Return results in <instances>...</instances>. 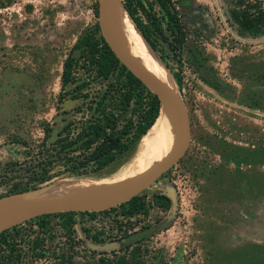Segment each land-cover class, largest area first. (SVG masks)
Here are the masks:
<instances>
[{
	"label": "rangeland",
	"instance_id": "374dc122",
	"mask_svg": "<svg viewBox=\"0 0 264 264\" xmlns=\"http://www.w3.org/2000/svg\"><path fill=\"white\" fill-rule=\"evenodd\" d=\"M142 1L146 7L152 2ZM238 1L172 0L185 30L177 55L175 41L153 5L171 45L158 37L157 49H150L169 70L188 108L189 146L137 194L147 215H129L119 204L94 214L74 212L71 222L53 213L41 232L34 220L17 224L43 237L37 250L42 256L33 264H264V31L239 29L231 16ZM247 1L264 6V0ZM136 15L147 23L142 10ZM97 21L98 0H0V198L13 194L8 193L13 182L27 179L23 143H37L45 123L56 137L67 120L87 115L86 103L105 91L106 81L81 65L80 51L74 48ZM69 56L77 62L72 75L83 85L76 90L80 96L68 94L59 102ZM142 138L128 155L103 170L80 177L60 174L37 186L51 185L36 195L70 179L115 174ZM115 181L89 182L82 190L96 193ZM156 194L167 197V209L158 206ZM170 217L165 228L139 244L106 249L119 243L116 237L124 232Z\"/></svg>",
	"mask_w": 264,
	"mask_h": 264
},
{
	"label": "trees",
	"instance_id": "16d2710c",
	"mask_svg": "<svg viewBox=\"0 0 264 264\" xmlns=\"http://www.w3.org/2000/svg\"><path fill=\"white\" fill-rule=\"evenodd\" d=\"M122 3L144 39L153 49H157L156 38H164L169 45L171 42L164 35L156 12H152L155 4L159 18L175 41L172 49L177 51L176 55L180 53L185 30L172 0H152L147 7L142 0H122ZM138 9L145 13L147 23L136 15ZM231 16L242 31L253 34L264 31L262 3L239 0L238 5L231 10ZM74 48L80 51L77 60L82 59L81 65L92 70L97 78L105 80L107 87L86 103L87 115L82 119L67 120L56 137L53 136L49 123H45L42 127L44 134L37 143H23L29 164L27 179L13 182L8 193L33 189L63 173L80 177L103 170L118 158L128 155L148 133L158 115V98L120 63L100 34L98 24L94 25L92 33L82 35ZM73 61V57L69 56L64 63L59 102H63L62 98L68 94L74 98L80 96L76 94V90H81L83 84H77L72 75V68L77 63ZM69 84H74L73 88L66 90L65 87ZM82 96L87 97V94ZM154 198L158 206L163 209L169 207V200L165 195L156 194ZM120 206L126 207L129 215L148 214L139 195ZM56 214L66 215V222H71L74 212ZM50 215L52 214L30 220H34L41 232L47 227ZM171 218L155 228L152 225L142 226L119 235L116 237L119 239V251L127 250L139 244L151 232L165 228ZM39 232L17 228V225L1 231L0 264H33L35 258L42 256L37 251L43 247V237ZM114 252L116 251L113 254Z\"/></svg>",
	"mask_w": 264,
	"mask_h": 264
},
{
	"label": "water",
	"instance_id": "95a60500",
	"mask_svg": "<svg viewBox=\"0 0 264 264\" xmlns=\"http://www.w3.org/2000/svg\"><path fill=\"white\" fill-rule=\"evenodd\" d=\"M119 5L125 10L122 0H98L97 23L100 33L120 63H122L128 71L138 78L158 98L160 106L156 119L161 113V108L166 109L172 115L177 132V143L175 148L146 170L120 184L97 193H87L79 198L56 196L45 199L0 204V232L19 223L46 214L70 211L97 212L110 209L111 207L128 201L150 186L185 154L191 140L188 108L179 95L174 93L163 81L142 68L121 44L112 22L113 15ZM140 35L147 46L153 49L141 33ZM167 72L169 73V70H167ZM152 125L149 128H151ZM50 186V183H46L31 190L6 195L0 198V203L8 199L35 195ZM173 212L174 210L172 213ZM118 245L117 242H113L111 245L107 246L106 249L112 250L118 248Z\"/></svg>",
	"mask_w": 264,
	"mask_h": 264
},
{
	"label": "bare ground",
	"instance_id": "6f19581e",
	"mask_svg": "<svg viewBox=\"0 0 264 264\" xmlns=\"http://www.w3.org/2000/svg\"><path fill=\"white\" fill-rule=\"evenodd\" d=\"M112 22L115 26L121 44L137 61V63L147 72L167 84L174 93L180 96L177 91V85L169 73L165 70L161 62L155 57L156 55L153 54L150 47H148L144 42L138 29L133 24H130L131 21L128 17V13L121 5H119L115 11ZM176 143L177 132L173 117L166 109L161 108L159 117L150 128L148 133L142 138L136 152L120 169H118V171L116 170L117 172L115 174L103 175L94 179H70L63 181V183L55 184L52 187L53 189H50L44 194H35L31 196L8 199L1 202L0 204L14 203L25 200L45 199L56 196L79 198L89 193H86L82 190L89 184V182L100 183L105 182V180L108 178L116 179L114 183H110L107 186L105 185L106 188L104 187V189H101V187L100 189L95 188L96 190L108 189L126 181V178L134 172H142L155 162L161 160L175 148ZM102 185L104 184L102 183Z\"/></svg>",
	"mask_w": 264,
	"mask_h": 264
},
{
	"label": "flooded vegetation",
	"instance_id": "af4514ba",
	"mask_svg": "<svg viewBox=\"0 0 264 264\" xmlns=\"http://www.w3.org/2000/svg\"><path fill=\"white\" fill-rule=\"evenodd\" d=\"M159 224H160V222H155V223L152 224V226H154V228H155V227L159 226ZM151 229H152V228H151ZM148 231H150V229H148ZM154 233H155V232H151V234H150L149 236H147V237L152 236ZM147 237H146V238H147Z\"/></svg>",
	"mask_w": 264,
	"mask_h": 264
}]
</instances>
